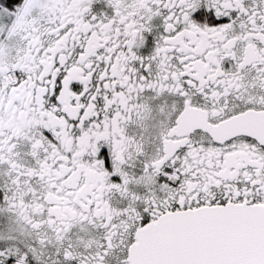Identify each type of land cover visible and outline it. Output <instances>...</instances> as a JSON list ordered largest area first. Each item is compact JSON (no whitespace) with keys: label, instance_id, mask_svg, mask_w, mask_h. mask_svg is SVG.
<instances>
[{"label":"snow or ice","instance_id":"6c2138e0","mask_svg":"<svg viewBox=\"0 0 264 264\" xmlns=\"http://www.w3.org/2000/svg\"><path fill=\"white\" fill-rule=\"evenodd\" d=\"M0 264H264V0H0Z\"/></svg>","mask_w":264,"mask_h":264}]
</instances>
